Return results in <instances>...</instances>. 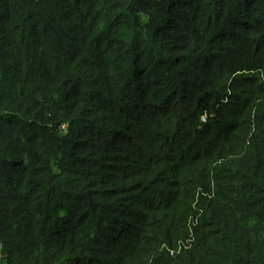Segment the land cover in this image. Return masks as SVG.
I'll use <instances>...</instances> for the list:
<instances>
[{
    "label": "trees",
    "instance_id": "1",
    "mask_svg": "<svg viewBox=\"0 0 264 264\" xmlns=\"http://www.w3.org/2000/svg\"><path fill=\"white\" fill-rule=\"evenodd\" d=\"M0 264H264V0H0Z\"/></svg>",
    "mask_w": 264,
    "mask_h": 264
}]
</instances>
